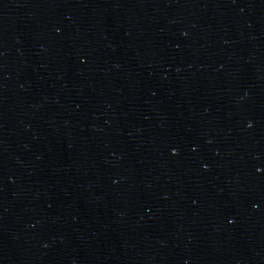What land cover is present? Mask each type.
Here are the masks:
<instances>
[{"label": "water", "instance_id": "water-1", "mask_svg": "<svg viewBox=\"0 0 264 264\" xmlns=\"http://www.w3.org/2000/svg\"><path fill=\"white\" fill-rule=\"evenodd\" d=\"M0 264H264V0H0Z\"/></svg>", "mask_w": 264, "mask_h": 264}]
</instances>
